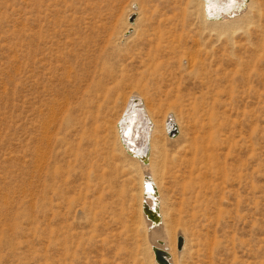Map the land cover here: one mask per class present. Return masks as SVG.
Listing matches in <instances>:
<instances>
[{"label":"rangeland","instance_id":"1","mask_svg":"<svg viewBox=\"0 0 264 264\" xmlns=\"http://www.w3.org/2000/svg\"><path fill=\"white\" fill-rule=\"evenodd\" d=\"M253 1L255 25L222 31L187 0H0V264H156L142 171L116 132L131 94L158 128L150 165L173 264H264Z\"/></svg>","mask_w":264,"mask_h":264},{"label":"bare ground","instance_id":"2","mask_svg":"<svg viewBox=\"0 0 264 264\" xmlns=\"http://www.w3.org/2000/svg\"><path fill=\"white\" fill-rule=\"evenodd\" d=\"M187 8L190 9L193 14L196 15L199 20L204 24L209 23L214 27L217 26L222 31H232L236 29H241L249 23H253L255 25L257 20L261 18L260 11L258 9L255 12L252 11L254 8L253 0H187ZM242 17H245V21L243 23H240ZM135 19L136 18L134 16H130V22L128 23V26H126L127 28L123 32L122 36L127 37L131 34L134 29L133 27L135 24ZM206 59H208V57ZM163 130L167 136L172 130L176 132L174 136H168L170 140H174V138L177 137V134L179 135L178 122L176 116L173 113L167 114L163 124ZM116 132L118 142L121 146L120 148H122L124 153H126V155H128L132 160L139 163L142 171L140 183L142 199L140 207L142 208V205L144 203L147 204L149 207H152L154 204H156L157 207L156 212L159 216V225L154 226L153 223L143 213L147 232L153 229L148 235L149 242L150 244L155 245L157 240H162L164 242L163 248L167 250V253L169 255V263L173 264V257L171 254V243L168 239L167 229H165L163 222V215L161 210L162 202L159 196L158 186L152 174V167L150 165V155L153 147L152 145L158 134V128L150 113V110L148 109L143 98L139 94H131L128 97L125 106L120 114V117L116 121ZM128 149L132 150L133 155L128 153ZM143 155L146 156L145 161L140 160V157ZM145 177H148V181L153 185L155 198H152L149 194L145 193L143 186L145 183ZM146 194L149 196L146 197ZM179 236L183 237L182 248L180 251L177 250L178 252H180L179 254L181 255V251L185 242V237L183 235Z\"/></svg>","mask_w":264,"mask_h":264},{"label":"water","instance_id":"3","mask_svg":"<svg viewBox=\"0 0 264 264\" xmlns=\"http://www.w3.org/2000/svg\"><path fill=\"white\" fill-rule=\"evenodd\" d=\"M175 131L172 130L171 132H169L168 136L172 137L175 135ZM128 153L133 155V152L131 149H128ZM140 160L145 161L146 160V156L143 155L140 157ZM149 178L145 177L144 178V190L145 193L149 194L152 198H155V192L153 189V185L148 181ZM145 195L146 197L149 195ZM157 207L156 204H154L152 207H149L147 204H143L142 205V211L144 213V215L153 223L154 226L159 225L158 223H160L159 221V216L157 215ZM164 242L162 240H157L156 244L152 246V252L154 254V260L157 264H170L169 263V255L167 253V250L165 248H163ZM183 245V237L182 236H178L177 237V250L180 251Z\"/></svg>","mask_w":264,"mask_h":264},{"label":"crops","instance_id":"4","mask_svg":"<svg viewBox=\"0 0 264 264\" xmlns=\"http://www.w3.org/2000/svg\"><path fill=\"white\" fill-rule=\"evenodd\" d=\"M142 213H143V212H142ZM152 230H153V229H152ZM152 230H151V231H152ZM149 231H150V230H149ZM149 231L147 232V233H148V235L151 233V231H150V232H149ZM151 245H152V244H151ZM152 246H153V245H152ZM152 246H151V248H152ZM153 256H154V255H153Z\"/></svg>","mask_w":264,"mask_h":264}]
</instances>
